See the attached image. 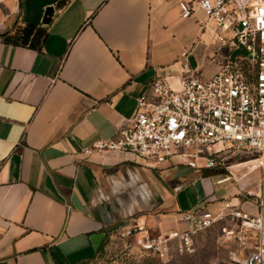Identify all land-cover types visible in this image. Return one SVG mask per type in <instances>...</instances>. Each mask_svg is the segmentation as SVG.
Wrapping results in <instances>:
<instances>
[{"label": "crops", "instance_id": "obj_1", "mask_svg": "<svg viewBox=\"0 0 264 264\" xmlns=\"http://www.w3.org/2000/svg\"><path fill=\"white\" fill-rule=\"evenodd\" d=\"M179 1L0 0V34L46 29L39 49L0 35V264H95L136 224L156 236L199 207L255 212L247 174L219 185L220 170L82 154L125 124L155 77L174 87L230 60L231 28L215 30L199 9L182 18Z\"/></svg>", "mask_w": 264, "mask_h": 264}, {"label": "built area", "instance_id": "obj_2", "mask_svg": "<svg viewBox=\"0 0 264 264\" xmlns=\"http://www.w3.org/2000/svg\"><path fill=\"white\" fill-rule=\"evenodd\" d=\"M178 4L182 18L199 9L215 30L230 27L234 48L242 45L246 55L227 61L208 79L193 75L173 87L155 77L136 98L125 124L111 137L83 148L82 154L121 152L153 168L173 164L197 171L220 170L224 176L216 181L219 185L236 181V166L257 158L259 192L251 195L254 213L224 202L216 213L206 207L182 213V226L170 232L151 236L143 224H136L123 236L134 237L143 250L164 259L171 251L193 252L199 233L230 220L232 229L226 235L247 245L239 264H264V0H180ZM247 153L256 156L230 163ZM243 167L245 175L253 164Z\"/></svg>", "mask_w": 264, "mask_h": 264}, {"label": "rangeland", "instance_id": "obj_3", "mask_svg": "<svg viewBox=\"0 0 264 264\" xmlns=\"http://www.w3.org/2000/svg\"><path fill=\"white\" fill-rule=\"evenodd\" d=\"M255 156L256 154L251 153L238 154L230 160V163L238 164ZM243 168L237 167V175L246 172ZM246 177L248 189L258 186L259 169L247 173ZM223 191L218 190L214 193L221 194ZM232 223L230 220L217 222L198 234L193 252L179 254L171 251L164 259L143 250L135 242V238L117 237L111 245L102 248L95 264H239L247 252V245H242L237 238L226 235V232L232 229Z\"/></svg>", "mask_w": 264, "mask_h": 264}, {"label": "trees", "instance_id": "obj_4", "mask_svg": "<svg viewBox=\"0 0 264 264\" xmlns=\"http://www.w3.org/2000/svg\"><path fill=\"white\" fill-rule=\"evenodd\" d=\"M4 40L15 45L39 49L46 37V29L40 25L25 23L15 24L10 30L0 34Z\"/></svg>", "mask_w": 264, "mask_h": 264}, {"label": "water", "instance_id": "obj_5", "mask_svg": "<svg viewBox=\"0 0 264 264\" xmlns=\"http://www.w3.org/2000/svg\"><path fill=\"white\" fill-rule=\"evenodd\" d=\"M53 14H54V8L47 7L44 12L42 23L47 25L50 22ZM238 55H242V56L246 55L245 49L240 44L231 52L230 60L232 61V59H234V57Z\"/></svg>", "mask_w": 264, "mask_h": 264}]
</instances>
